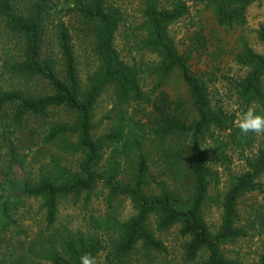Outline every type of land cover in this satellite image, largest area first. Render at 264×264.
<instances>
[{
    "label": "trees",
    "instance_id": "1",
    "mask_svg": "<svg viewBox=\"0 0 264 264\" xmlns=\"http://www.w3.org/2000/svg\"><path fill=\"white\" fill-rule=\"evenodd\" d=\"M258 1L200 0L214 7L215 21L223 27L243 25L247 9ZM187 14L188 7L180 0H174L168 8L161 7L158 0H143L137 33L125 37L126 45H133L141 58L129 62L114 47L122 15L107 0H63L61 8L53 6L51 0H32L25 13H19L11 0H0V19L13 41L7 50L11 58L3 65L5 73L15 81L41 85L38 91L30 86L0 87V143L9 149L8 169L14 174L11 180L0 170V264H80V257L88 254L96 260L103 250L100 234L116 237L112 257L118 264L137 251L146 260L143 264H153L154 255L166 253L154 231L163 234L175 228L184 239L187 263L264 264V250L253 263L233 261L222 253L225 244L248 237L250 227L264 230L263 206L253 209L249 226L241 223L239 215V202L244 196L261 194L264 204L260 183L264 145L255 155L243 157L244 172L233 177L223 192L218 230L213 233L204 220L203 208L213 181L211 164L229 162V146L242 152L251 148L255 134L241 133L238 127H232L234 115L211 105L205 77L193 73L189 57L174 47L168 28ZM65 17H70L69 21L74 17L86 26L97 58L85 85L77 73L70 34L74 28L64 23ZM49 26L55 51L53 46L44 50ZM259 36L264 43V31ZM146 54L156 60H144ZM235 62L247 69L245 77L233 84L243 111L254 108L264 113V54L243 46ZM146 76L153 81L147 90ZM173 76L186 87V101L172 100L162 89ZM107 90L113 95L112 111L107 115L110 127L95 138L96 106ZM56 109L70 113L73 120L50 127L43 143L59 145L65 154L76 156L77 162L63 167L58 160L51 161L34 180L24 175V161L17 156L18 145L13 143L31 144L38 133L29 126L31 120L44 118ZM228 131L227 141L224 134ZM147 146L164 159L174 179H186L188 190L182 194L161 182L157 183L158 193L151 191V183L157 181L152 180ZM107 150L109 157L102 164ZM99 185L107 190L109 204L126 199L134 215L125 222L113 215L90 218L88 233L67 229L54 234L39 232L26 247L19 240L13 245L5 241L3 233L10 226L18 227L15 213L23 200L40 202L48 231L55 225L62 198H87Z\"/></svg>",
    "mask_w": 264,
    "mask_h": 264
},
{
    "label": "rangeland",
    "instance_id": "2",
    "mask_svg": "<svg viewBox=\"0 0 264 264\" xmlns=\"http://www.w3.org/2000/svg\"><path fill=\"white\" fill-rule=\"evenodd\" d=\"M16 6L19 13H25L27 6L32 0H11ZM110 5L119 9L122 15V21L118 26L114 39V47L120 53V57L124 61L139 62L140 55L134 52L133 45L127 46L128 34L137 33V29L141 23V12L143 10V0H107ZM161 7L168 8L174 0H158ZM188 7V14L178 20L168 28V35L174 44V47L181 55L189 57V65L191 71L205 77L210 94L211 105L213 107H222L229 115H234L232 127H237L235 121L239 113L243 112L240 101L234 90V83L242 80L247 69L238 66L235 57L242 50L243 46L249 47L257 54H264V43L260 40V33L264 31V0L252 4L246 13V19L243 25L223 27L217 25L214 15V7L206 5L200 0H180ZM53 6L61 8L63 0H51ZM56 21V17H53ZM63 18L66 25L72 26L71 30L72 45L75 58L77 61L79 80L85 85L87 77L90 75L97 63L91 47V40L88 36V29L76 18ZM84 31V32H82ZM13 46L12 35L5 28L0 19V87L3 90L11 87L22 88L30 86L31 90L38 91L39 83L33 81H25L23 79L15 81L7 76L3 65L11 58L8 49ZM54 46V36L52 27H47L45 37V48L47 51ZM144 60L154 62V55L143 56ZM132 64V63H131ZM210 78V80H208ZM264 80V78H263ZM211 81V82H209ZM153 83L149 76L145 78L144 87L149 89ZM172 98V100L187 99V90L184 84L177 76H173L167 81L162 88ZM112 91H105L99 98L94 115L93 124L95 127L94 137L97 138L108 132L110 122L107 115L112 111L113 97ZM11 113L7 114L10 115ZM73 117L70 113L61 109L51 110L44 118L32 119L29 126L38 132L31 144L13 143L18 145L17 156L24 161V175L34 180H38L39 176L44 173L45 168L49 167L51 161L58 160L61 166L70 167L77 162L76 156H69L57 144H44L43 135L47 130L58 123H70ZM229 131L224 134L225 140L230 139ZM264 145V134H255L254 143L249 149L238 150L229 146L227 155L230 158L225 164L219 162L211 164L213 172V181L209 187V199L203 208L204 220L208 228L215 233L220 226L221 210L219 209V201L223 192L228 188L231 179L244 172L245 156L255 155L259 148ZM145 150H150L151 160L150 168L152 174V182L150 189L153 193H158L157 183H166L172 187L179 189L180 193L189 189L186 179L176 180L173 171L166 167L163 158H159L158 154L152 151L149 146ZM110 150L105 151L102 156V164L109 157ZM9 149L0 143V170L9 179L13 180L14 174L8 169ZM16 174V173H15ZM16 178V175H15ZM176 180V181H175ZM260 183L264 188V174L260 179ZM107 190L99 185L87 198L82 195L78 199L73 197H64L59 202L58 215L55 225L48 231L43 220V211L40 202L37 200H23L18 204L15 218L18 220V227H9L3 234L8 245H13L17 240L22 242L26 247L27 244L39 232L55 233L62 229L68 231H82L88 233L90 227L88 221L90 218H103L107 215H113L120 222H125L134 215L132 205L126 199H117L108 203ZM218 203V204H216ZM264 207L261 194H251L244 196L239 202V215L242 224L250 225V215L253 209ZM264 214V211L262 212ZM152 231L154 223H151ZM248 229V237L239 239L233 243H227L222 247L223 255L233 261L243 263L255 262L264 250V230ZM258 227H256L257 229ZM160 241H162L165 254L153 256V264H191L187 263L183 257L184 239L178 235V230L171 229L167 233L159 234L154 231ZM98 237L102 241L103 250L96 259V264H118L112 257L113 243L116 237L100 234ZM144 256L139 252H135L123 264H143Z\"/></svg>",
    "mask_w": 264,
    "mask_h": 264
},
{
    "label": "clouds",
    "instance_id": "3",
    "mask_svg": "<svg viewBox=\"0 0 264 264\" xmlns=\"http://www.w3.org/2000/svg\"><path fill=\"white\" fill-rule=\"evenodd\" d=\"M235 124L243 134H264V113L249 108L238 114ZM80 264H96L95 257L90 254L83 255L80 257Z\"/></svg>",
    "mask_w": 264,
    "mask_h": 264
}]
</instances>
